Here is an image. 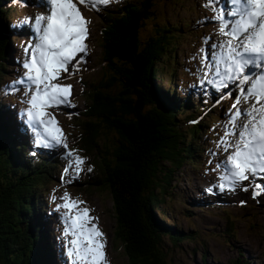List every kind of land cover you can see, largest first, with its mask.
<instances>
[{
  "label": "trees",
  "instance_id": "16d2710c",
  "mask_svg": "<svg viewBox=\"0 0 264 264\" xmlns=\"http://www.w3.org/2000/svg\"><path fill=\"white\" fill-rule=\"evenodd\" d=\"M170 1L118 0L111 8L101 6L102 76L83 84V107L67 108L65 114L69 125L79 128L69 145L91 168L75 185L82 191L103 188L109 193L111 237L126 264H169L163 236L174 243L183 237L164 212L157 215L167 181L186 161L197 167L204 163L200 159L206 158L208 145L203 136L208 144L213 133L225 137L229 119L223 116L237 97L224 91L216 99L196 94L192 101L182 100L175 71L169 88H159L160 64L172 58L180 32L168 21L157 23L159 4ZM26 8L17 0H0V264H65L56 223L48 219V197L43 196L47 180L59 177L64 150L34 148L18 117L25 100L10 87L22 69L12 55L18 37L13 19ZM148 25L151 33L143 38ZM205 38L210 40V34ZM197 98L206 105L199 113L192 105ZM208 112L214 123L205 119Z\"/></svg>",
  "mask_w": 264,
  "mask_h": 264
},
{
  "label": "snow or ice",
  "instance_id": "6c2138e0",
  "mask_svg": "<svg viewBox=\"0 0 264 264\" xmlns=\"http://www.w3.org/2000/svg\"><path fill=\"white\" fill-rule=\"evenodd\" d=\"M112 2L48 0V14H40L32 21L37 42L26 47L24 76L10 87L16 91L18 85L25 86L27 120L38 146L69 149L66 134L49 109L74 107L73 85L65 84L63 78L65 74L68 78L75 76L88 54L90 21L80 6L99 11ZM205 6L213 12L212 22L217 25L219 40L212 43L210 53L207 48L200 50L202 82L217 91L230 85L238 89L225 137L218 145L225 152L231 151L216 186L220 191H235L245 181H264V0H207ZM246 102L250 106L241 109L239 106ZM242 116L246 119L241 120ZM66 155L68 166L64 175L71 173L72 179H78L85 171L86 160L72 150ZM220 168L218 164L217 169ZM72 179L66 182L71 183ZM255 189L259 190L254 196L264 195V182L255 184ZM207 191L211 194L213 189ZM59 199L62 203L57 205V211L62 215L70 264H110L106 234L94 223L98 217L91 214L92 209L81 207L86 202L68 192Z\"/></svg>",
  "mask_w": 264,
  "mask_h": 264
},
{
  "label": "rangeland",
  "instance_id": "374dc122",
  "mask_svg": "<svg viewBox=\"0 0 264 264\" xmlns=\"http://www.w3.org/2000/svg\"><path fill=\"white\" fill-rule=\"evenodd\" d=\"M116 1L118 0H114L104 8L113 7ZM206 3L207 0H171L169 3L159 4L157 23L164 24L168 21L171 25L179 26L180 32L177 34L176 46L171 51L172 58L160 64L162 72L160 78L157 79V84L162 90L169 88L168 79L175 71L174 81L177 83V90L182 100L188 97L192 101L196 94H200L201 99L208 97L216 99L222 93V90L217 91L214 87L203 83L201 79L200 50L207 48L210 53L212 43L219 40L216 35L217 25L212 22L213 12L205 6ZM80 7L84 16L90 21L88 25L90 35L86 41L88 54L86 56L81 54L86 62L80 65L81 70L75 76L68 78L65 74L63 78L65 84L73 85L72 104L75 108L83 107L84 94L81 93L83 84L99 80L103 69L99 45V18L101 16L99 11L101 10L95 11L84 6ZM30 11L33 10L24 13L30 15ZM40 11L41 8L34 10V15ZM187 26H190V29ZM16 28L19 32L21 29H27L24 25H18ZM150 33L151 25H148L142 33V37L145 38ZM205 34H210L211 37L207 44H205ZM200 35H205L201 41L198 38ZM29 44L30 40L26 43V41L17 38L16 45L18 47L15 45L12 49L16 65L24 63L25 49ZM230 88L232 94L238 93V89L234 86H230ZM233 104L234 102L229 103L231 106ZM192 105L198 106V113L206 106L198 98L194 103L192 102ZM249 106L250 102H246L239 107L247 109ZM67 108L70 107L61 108L55 112V115L59 119L60 127L66 134L69 144L70 137H74L79 128L76 123L74 126L73 123L69 125L71 121L65 115L69 114ZM230 110V107L227 108L223 118L227 116L230 119L233 112L230 113ZM213 117L208 112L205 119L214 123ZM244 119L246 118L242 116L241 120ZM208 129L211 134L213 129ZM213 134L209 138V144L205 136L202 139L208 145L205 153L206 158L200 159L204 163L197 167V165L186 161L180 167L174 168L163 194L164 201L159 203L157 215L164 212L167 222L183 237L181 242L174 243L168 235L163 236L162 245L167 253L169 264H236L237 261L242 264H264V195L254 196V192L259 190L255 189V184L264 181L256 178L243 182L235 191L227 189L220 191L216 186L221 182L219 177L224 174L223 164L231 149L229 152H225L222 147L218 146L223 138L220 134L224 133ZM63 150V167L59 171L57 180H55L56 176H53L54 180H47L44 198L48 195L58 197L64 192H68L73 198L86 202L83 205L92 209V215L98 217V221L94 222L98 223L106 234L108 261L110 264H126L125 257L120 248L115 247L116 242L113 243L111 237L114 218L109 193L103 188L82 191L75 185L89 167V160L85 158V171L78 179H72L71 173L65 176V169L68 166L67 151L72 150L76 155L83 156L73 150L70 145L69 149L63 148ZM212 151L217 152L212 155ZM216 158L220 161V169H217ZM69 179H72L71 183L66 182ZM209 188L213 189L211 194L207 191ZM244 188L248 190L245 191ZM160 189L163 190L161 187Z\"/></svg>",
  "mask_w": 264,
  "mask_h": 264
}]
</instances>
